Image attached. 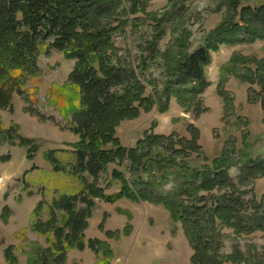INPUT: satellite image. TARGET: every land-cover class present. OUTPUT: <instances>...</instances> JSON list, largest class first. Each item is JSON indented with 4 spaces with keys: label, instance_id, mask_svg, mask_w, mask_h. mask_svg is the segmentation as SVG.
<instances>
[{
    "label": "rangeland",
    "instance_id": "374dc122",
    "mask_svg": "<svg viewBox=\"0 0 264 264\" xmlns=\"http://www.w3.org/2000/svg\"><path fill=\"white\" fill-rule=\"evenodd\" d=\"M137 1L136 14L119 19L125 30L114 35L113 44L119 59L138 67L140 58L148 56L143 49L154 38L159 40L157 49L161 56L145 61L147 69L140 79L146 84L147 95L154 85L161 84L164 70L173 66L168 63L172 57L177 61L202 47L225 21L233 20L232 16L243 28V8L264 7V0H172L173 5L169 0H145L144 4L143 0ZM123 7L129 9L127 0H123ZM218 48L215 53L209 52L210 63L204 68L209 85L191 108L180 107L172 99L167 113L158 112L154 105L150 111L140 109L138 116L115 127L114 138L126 152L138 150L137 144L149 134L165 140L149 149L142 146L140 154L151 156L143 159L146 168L138 170L140 175L124 172L129 161L120 165L116 158L95 182L104 195L111 196L119 192L121 185L113 177L114 172L122 174L128 183L145 180L151 185L155 202L122 199L114 204L86 192L85 186L94 180L80 172L71 147L79 140L71 132V113L64 114L54 102L59 90L68 85L75 62L55 51L40 55L39 74L27 82L25 97L15 94L11 107L0 109L3 125H15L17 134L13 139L0 137V264H42V259H46V264H56L45 253L53 237L52 228H62L66 220V214L58 211L56 205L65 197H75V210L87 209L89 215L82 232L85 248L67 250L64 264H194V251L182 223L171 219L165 207L177 190L171 177L176 172L174 167L180 169L184 165L190 172L199 169L200 177L222 171L234 186V190L221 187L191 200L180 198L184 206H211L219 196L233 193L250 204L244 215L251 217L264 195V172L244 177L243 170L264 163V86L242 78L264 73V39ZM224 67L226 72L221 73ZM224 98L230 102L228 107ZM65 101L73 103L70 98ZM198 107L196 117L194 111ZM18 136L33 141L37 152L22 147ZM225 150L224 167L213 165V161L223 160ZM46 152H54L59 171H54L45 158ZM163 159L174 162L167 173L161 165H148ZM241 176L244 178L239 183ZM260 213H264L263 208ZM36 223L41 224L45 234L32 230ZM219 232V248L215 250L220 264H264V230L236 234L226 227ZM90 241L99 242L95 243L99 254L88 246ZM236 251L240 260L229 259Z\"/></svg>",
    "mask_w": 264,
    "mask_h": 264
},
{
    "label": "trees",
    "instance_id": "16d2710c",
    "mask_svg": "<svg viewBox=\"0 0 264 264\" xmlns=\"http://www.w3.org/2000/svg\"><path fill=\"white\" fill-rule=\"evenodd\" d=\"M127 1L130 4L128 10L123 7V0H0V109L11 107L15 94L25 97L27 82L39 74L40 55L48 56L51 51H55L73 60L75 65L68 76V85L59 90L60 95H57L54 102L64 114L71 113V132L79 139L71 147L74 148L80 172L89 174L94 180L92 185L85 186L86 192L89 196L109 204L122 199L155 202L151 185L145 183V180L135 179V182L128 183L122 174L114 172L113 177L121 185L119 192L111 196L104 195L95 182L99 174L107 170L116 158L120 165L129 161L130 166L126 169L124 167V172H130L134 177L137 173L140 175L138 170L146 168L143 159L151 156L147 153L140 154L142 146L146 145L149 149L165 140L149 134L143 142L137 144L138 150L126 152L114 138L115 127L124 120L138 116L140 109L150 111L154 105L158 112L167 113L172 99L180 107L191 108L196 98L209 85L204 77V68L210 63L209 52H217L221 45L264 39V7L257 10L243 8L240 11L243 28L235 22V16H232L233 20L225 21L205 39L202 47L179 57L177 61L172 57L168 63H174L173 66L164 70L166 74L161 84L154 85L151 94L147 95L146 84L140 79L144 75L143 71L147 69L145 61L151 56H161L157 49L159 40L154 38L143 49L148 56L140 58L138 67L116 56L113 37L119 31L123 33L125 30L119 19L135 15L139 3L137 0ZM171 1L169 0V4L173 5ZM144 2L145 0L142 4ZM165 57L169 60L167 54ZM225 69L226 67L222 68L221 73H225ZM256 77H243L242 80L251 84L259 82L264 86V73ZM223 78L222 74L221 80ZM221 80L220 85L223 83ZM67 98L72 99L73 103L66 102ZM224 101L228 107L230 102L226 98ZM199 107L194 111L196 117L200 112ZM16 135L15 125L10 124L6 128L0 119L1 139H13ZM17 138L22 147L28 148L30 152H37L38 148L33 141L19 136ZM224 152L223 160H215L213 165L224 167L227 150ZM53 154L54 152H46L44 156L54 171H59ZM155 158L159 161L160 155ZM172 162L163 159L155 165H151V162L148 165H161L167 173L174 167ZM263 167L264 163L243 170V176L264 172ZM174 169L176 172L171 177L177 190L166 201L165 207L170 212L171 219L182 223L194 251V264H220L216 250L219 248V230L222 228H230L236 234L264 230V213H260L264 209V195L261 199L262 205L260 202L254 206L255 211L251 217L244 215L250 204L243 202L240 196L235 197L233 193L219 196L212 201L211 206L206 203L200 207L184 206L185 202L180 198L191 200L201 193L210 194L221 187L234 190V186L228 175L222 171L212 175L208 172L200 177L199 169L190 172L185 165ZM244 177L239 178V183H242ZM74 203L75 197H65L56 204L58 211L66 214V220L62 228H52L53 237L50 238L48 253H45L56 264L65 263L67 250L85 248L82 232L89 214L87 209L77 212ZM87 205L90 206L91 203L87 202ZM32 230L45 234L40 223H36ZM95 243L99 244L97 241H90L88 246L96 249ZM94 251L99 254L97 249ZM234 253L236 255L229 259H239L237 251ZM45 261L46 259H42L41 263L46 264Z\"/></svg>",
    "mask_w": 264,
    "mask_h": 264
}]
</instances>
